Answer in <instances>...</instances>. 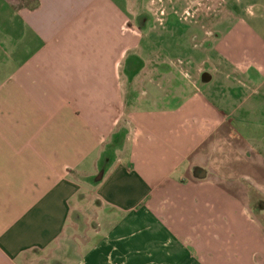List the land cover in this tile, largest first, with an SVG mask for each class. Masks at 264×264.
<instances>
[{
  "label": "crops",
  "instance_id": "crops-1",
  "mask_svg": "<svg viewBox=\"0 0 264 264\" xmlns=\"http://www.w3.org/2000/svg\"><path fill=\"white\" fill-rule=\"evenodd\" d=\"M142 1L0 0V264L81 263L54 257L77 218L147 240L150 262L264 264L246 210L264 165V0Z\"/></svg>",
  "mask_w": 264,
  "mask_h": 264
},
{
  "label": "rangeland",
  "instance_id": "rangeland-1",
  "mask_svg": "<svg viewBox=\"0 0 264 264\" xmlns=\"http://www.w3.org/2000/svg\"><path fill=\"white\" fill-rule=\"evenodd\" d=\"M13 2V4L16 7H22L24 5H28L30 3L31 0H11ZM144 4H142L143 6L145 4H147L146 6L149 7H155L156 9H159V11H164L168 10L169 8L171 9H175L177 10L178 13H182L183 9L186 8H195V7H204L207 9V7H215L216 4L214 3V1L212 0H147V2L142 1ZM221 6L223 7V3L221 1ZM189 13L191 14V12L189 11ZM182 17V16H181ZM191 18L190 15H183L182 19L184 18ZM205 26L207 27L208 25L211 26V22L207 19H205L204 21ZM223 73L222 71L219 72V74L217 73L216 76L217 77H224L222 76ZM238 167L240 168H244L243 164H237ZM261 167L263 168V176L262 179H260L261 183L258 184V186L256 185H252L249 192H248V206L246 208V210L248 211V213L255 218L263 227H264V190L262 188H264V165L261 164ZM240 168H238L240 170ZM239 181H244V183L249 184V182H251L248 178H244V177H238ZM253 182V181H252ZM87 220V219H86ZM81 221L80 218H77V222L75 224V228L76 229H69L68 233H66L65 236L62 237V240L60 243L57 244V252L58 255H55V259H60L61 261H66L67 257L64 256V250L66 249H70L73 250L77 255L74 257H70L71 259H76V260H82L81 263L79 264H86L85 259H87V262L90 264L89 260H92V258L88 257L87 255H85V252L87 249L93 247L94 245H98L99 251L101 250V255H100V264H168L165 263V260L168 259H164V260H156V262H150L151 260L150 257H148L147 255H143L146 252V246L148 244L147 240H141L139 241L140 244H134L133 246H129V243L131 241H124V240H115L112 239L110 242L104 240L103 238H101L102 234H103V227L101 229L102 232H100L98 235L93 236L91 235V233H87L84 226L85 224L83 223H79ZM82 222V221H81ZM243 223L242 226L243 227H251V225L249 223L244 224V220L242 221ZM89 224H91V226H93V218H90L89 220ZM237 226V222L235 224V227ZM253 231V230H252ZM67 232V231H66ZM232 232H235L234 230ZM89 235L90 238H87L86 236H84V234ZM164 241L163 239L161 240H156V247L158 248H165L164 247ZM178 244V246H177ZM129 246L130 251L128 253H134L136 254V248H138V254L140 256H130L127 258L122 256L123 252L125 249H127L126 247ZM172 246V245H171ZM175 247H182L180 246L179 243H175L174 245ZM82 247V248H81ZM149 247V246H148ZM81 248V251L79 250ZM80 251V254L79 252ZM127 251V250H126ZM179 251V249H178ZM55 252V253H57ZM225 253H227L226 251H224ZM87 253V252H86ZM174 253V252H173ZM228 253H231L230 250L228 251ZM50 254H53V252H51ZM192 255V254H191ZM180 256V255H179ZM189 256V255H188ZM187 256V257H188ZM49 258L46 257V259ZM178 256H174L173 254L170 255V259L173 260L171 261V264H199L197 263V261L193 258V257H188L187 259H192L190 261H181L180 259H178ZM162 259V258H161ZM169 259V260H170ZM42 262L45 264L46 260L43 258ZM168 262V261H167ZM87 263V264H88ZM60 264V263H59ZM65 264V263H64ZM70 264H76L70 262Z\"/></svg>",
  "mask_w": 264,
  "mask_h": 264
},
{
  "label": "trees",
  "instance_id": "trees-1",
  "mask_svg": "<svg viewBox=\"0 0 264 264\" xmlns=\"http://www.w3.org/2000/svg\"><path fill=\"white\" fill-rule=\"evenodd\" d=\"M38 4V0H31L30 3L28 4V6L30 7H34Z\"/></svg>",
  "mask_w": 264,
  "mask_h": 264
}]
</instances>
